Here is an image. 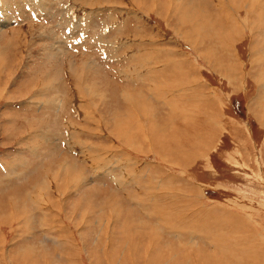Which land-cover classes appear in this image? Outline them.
I'll return each instance as SVG.
<instances>
[{
  "label": "rangeland",
  "instance_id": "rangeland-1",
  "mask_svg": "<svg viewBox=\"0 0 264 264\" xmlns=\"http://www.w3.org/2000/svg\"><path fill=\"white\" fill-rule=\"evenodd\" d=\"M0 71V264H264V0H0Z\"/></svg>",
  "mask_w": 264,
  "mask_h": 264
},
{
  "label": "crops",
  "instance_id": "crops-1",
  "mask_svg": "<svg viewBox=\"0 0 264 264\" xmlns=\"http://www.w3.org/2000/svg\"><path fill=\"white\" fill-rule=\"evenodd\" d=\"M159 43V42H158ZM69 122L65 125V127H63L64 129H66L68 131L69 127H68ZM69 132V131H68ZM67 146H69V141L66 142ZM70 148V146H69Z\"/></svg>",
  "mask_w": 264,
  "mask_h": 264
},
{
  "label": "bare ground",
  "instance_id": "bare-ground-1",
  "mask_svg": "<svg viewBox=\"0 0 264 264\" xmlns=\"http://www.w3.org/2000/svg\"><path fill=\"white\" fill-rule=\"evenodd\" d=\"M4 70V69H3ZM1 72V71H0ZM1 74V73H0ZM206 142V141H205ZM206 146V145H205ZM195 148V147H194ZM162 214V216L165 218V214L163 213V211L161 212Z\"/></svg>",
  "mask_w": 264,
  "mask_h": 264
}]
</instances>
